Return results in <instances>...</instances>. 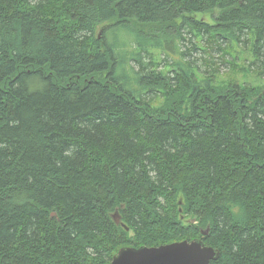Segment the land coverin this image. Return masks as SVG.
Returning a JSON list of instances; mask_svg holds the SVG:
<instances>
[{"label": "trees", "instance_id": "1", "mask_svg": "<svg viewBox=\"0 0 264 264\" xmlns=\"http://www.w3.org/2000/svg\"><path fill=\"white\" fill-rule=\"evenodd\" d=\"M117 25L135 46L115 58L101 32ZM184 27L222 28L264 77V0H0V264L194 238L210 264H264V85L163 74L146 38ZM129 60L159 104L117 75Z\"/></svg>", "mask_w": 264, "mask_h": 264}, {"label": "rangeland", "instance_id": "2", "mask_svg": "<svg viewBox=\"0 0 264 264\" xmlns=\"http://www.w3.org/2000/svg\"><path fill=\"white\" fill-rule=\"evenodd\" d=\"M193 16L206 24H214V19L209 13H196ZM222 31V28H209L201 34L195 29L184 27L181 29L183 37L174 35L171 42H167V33L157 32L146 38V46L152 53L154 65L158 63V69H161L163 74L169 72L172 76L174 73H185L192 81L202 83L208 79L213 86L221 87L232 83L263 86L264 77L258 74L259 70L247 66L248 62H258L255 54L235 41L221 39L224 33ZM102 35L105 47L112 48L115 58L119 57L121 49L126 50L127 55L134 51L135 34L131 29L120 25L110 26L101 32ZM107 53L109 54L108 50ZM144 55V61H148L149 56ZM137 69L136 63L129 60L124 66L117 65L116 73H127L129 85L135 92H142L145 98H152L153 105L159 104L160 90L154 88L145 93L148 86L142 87L133 77Z\"/></svg>", "mask_w": 264, "mask_h": 264}, {"label": "water", "instance_id": "3", "mask_svg": "<svg viewBox=\"0 0 264 264\" xmlns=\"http://www.w3.org/2000/svg\"><path fill=\"white\" fill-rule=\"evenodd\" d=\"M100 32L101 29L97 33V38H100ZM111 217L115 224H120L128 230L121 222L117 211ZM201 233L206 235L208 228L205 231L201 230ZM219 254L217 248L205 243L202 238H194L156 246H123L112 256L109 264H210L219 258Z\"/></svg>", "mask_w": 264, "mask_h": 264}]
</instances>
